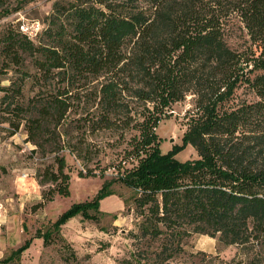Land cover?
<instances>
[{"label": "trees", "instance_id": "trees-1", "mask_svg": "<svg viewBox=\"0 0 264 264\" xmlns=\"http://www.w3.org/2000/svg\"><path fill=\"white\" fill-rule=\"evenodd\" d=\"M8 4L0 17L19 8ZM234 18L240 49L225 40ZM40 23L33 37L0 31L7 134L21 126L30 153L51 154L31 207L67 194L65 151L77 177L110 169L105 181L131 191V250L117 264L167 262L191 234L236 246L226 264H264V0H51ZM180 103V144L162 153L156 128ZM185 145L196 156L175 159ZM75 206L96 219L94 204Z\"/></svg>", "mask_w": 264, "mask_h": 264}, {"label": "rangeland", "instance_id": "rangeland-1", "mask_svg": "<svg viewBox=\"0 0 264 264\" xmlns=\"http://www.w3.org/2000/svg\"><path fill=\"white\" fill-rule=\"evenodd\" d=\"M18 1L8 0V7L18 5ZM50 2L22 1L17 10L0 17V31L8 23L15 25L21 33L33 25H37L39 31L40 18L47 13ZM245 39L240 23L232 19L226 43L233 49H240ZM11 75L10 72L0 73V85H7ZM237 93L246 99L253 98L251 93L240 89ZM22 94L23 97L30 95L27 83L22 86ZM184 107V103L174 105L173 116L162 119L156 128L162 153L180 144L183 125L179 119ZM3 117L0 112V210L8 213L4 226L0 224V260H9L0 264H117L127 258L131 250L127 233L134 230L130 189L117 182L105 181L110 177V169L105 170L103 177H77V161L63 151L60 153L64 155L69 174L67 194H54L42 206L32 208L31 205L40 200L41 190L48 185L36 183L35 170L51 162V154L39 157L30 153L33 146L24 141L21 126L8 135ZM195 156L189 145L174 153V158L179 161ZM105 182L109 192L99 193ZM76 204H94L96 211L89 212L96 219L84 218L75 211ZM53 228L58 236L51 235L45 243H42L41 235L35 234L36 229L44 233ZM236 252L238 248L234 245L217 244L214 238L191 234L183 241L182 252L162 264H226Z\"/></svg>", "mask_w": 264, "mask_h": 264}, {"label": "built area", "instance_id": "built-area-1", "mask_svg": "<svg viewBox=\"0 0 264 264\" xmlns=\"http://www.w3.org/2000/svg\"><path fill=\"white\" fill-rule=\"evenodd\" d=\"M35 24H36V23H35ZM24 30H25V29H23V31H24ZM37 30H38L37 25H33V26H31L30 29H28L27 31H24V32H25V34H26L27 36H33Z\"/></svg>", "mask_w": 264, "mask_h": 264}, {"label": "crops", "instance_id": "crops-1", "mask_svg": "<svg viewBox=\"0 0 264 264\" xmlns=\"http://www.w3.org/2000/svg\"><path fill=\"white\" fill-rule=\"evenodd\" d=\"M8 212L4 213L3 212V209L0 210V224H2V226H4V220H5V215L7 214ZM3 228V227H2Z\"/></svg>", "mask_w": 264, "mask_h": 264}]
</instances>
